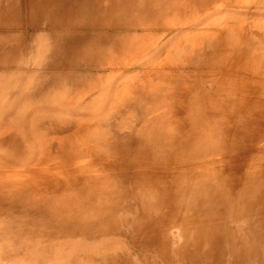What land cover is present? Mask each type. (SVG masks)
Returning <instances> with one entry per match:
<instances>
[{"label": "rangeland", "instance_id": "obj_1", "mask_svg": "<svg viewBox=\"0 0 264 264\" xmlns=\"http://www.w3.org/2000/svg\"><path fill=\"white\" fill-rule=\"evenodd\" d=\"M41 2L0 0V264H264V0Z\"/></svg>", "mask_w": 264, "mask_h": 264}, {"label": "bare ground", "instance_id": "obj_2", "mask_svg": "<svg viewBox=\"0 0 264 264\" xmlns=\"http://www.w3.org/2000/svg\"><path fill=\"white\" fill-rule=\"evenodd\" d=\"M27 1V0H26ZM41 1V0H40ZM86 1V4L88 5V6H90V4H88V2H89V0H50V2H48V3H46V4H42V2L41 3H38L37 5H35L36 6V10H35V12L32 14L33 16H35V17H38V16H42V19H44L45 20V22H46V24H47V27L48 26H53V27H59V28H64V29H68L71 25H72V21H76V20H80V21H83V23H86L87 24V21H88V19H89V14L88 13H86V12H84V11H86V5L84 4V2ZM126 1H130V0H126ZM194 1V0H193ZM31 2V1H30ZM176 2V1H175ZM182 2V1H181ZM180 2V3H181ZM134 3V2H133ZM140 3V2H139ZM143 3V2H142ZM148 3V2H147ZM157 3V2H156ZM160 3V2H159ZM187 3H189V2H187ZM116 4V3H115ZM144 4V3H143ZM161 4V3H160ZM174 4V3H173ZM6 5V4H5ZM123 5V4H122ZM131 5V4H130ZM168 5V4H167ZM177 6H179L178 4H176ZM175 5V6H176ZM211 5V4H210ZM33 6V5H32ZM85 6V8L86 9H83V7ZM111 6V5H110ZM125 6H126V4H125ZM169 6V5H168ZM193 6H194V4H193ZM206 6V5H205ZM25 7V6H24ZM132 7V6H131ZM139 7H140V5H139ZM158 7H161V6H158ZM164 7H166V6H164ZM208 8H209V4H208ZM48 9H50L49 11H48ZM103 9V8H102ZM29 10V9H28ZM84 10V11H83ZM125 10V9H124ZM144 10V9H143ZM81 11H83V12H81ZM117 11V10H116ZM126 11V10H125ZM145 11V10H144ZM172 11V10H171ZM25 12V11H24ZM101 12V11H100ZM108 12H109V10H108ZM160 12V11H159ZM170 12V11H169ZM118 13V12H117ZM132 13V12H131ZM161 13V12H160ZM25 14H27V15H31L30 13H25ZM123 13H121L120 15H122ZM11 16V15H10ZM114 16V15H113ZM116 16V15H115ZM36 18H31V19H29L28 21V26L29 25H32V22L35 20ZM12 20V19H11ZM7 21V20H6ZM23 21V20H22ZM91 21V20H90ZM100 21V20H99ZM109 21V20H108ZM108 21H107V24H108ZM40 22V21H39ZM105 22H106V20H105ZM139 22V21H138ZM1 23V22H0ZM8 23V22H7ZM14 23V22H13ZM95 23V22H94ZM93 23V24H94ZM16 24H17V22H16ZM35 24H37V23H35ZM89 24V23H88ZM141 24V23H140ZM161 24V23H160ZM22 25V24H21ZM20 26V25H19ZM82 26V25H81ZM154 26V25H153ZM165 26H167L166 24H165ZM20 28V27H19ZM138 28V27H137ZM3 29V28H2ZM15 29V28H14ZM124 29V28H123ZM61 30V29H60ZM93 30V29H92ZM110 30V29H109ZM136 30V29H135ZM162 30V29H161ZM3 32H4V30H3ZM9 32V31H8ZM7 32V33H8ZM149 32V31H148ZM164 32V31H163ZM202 32V31H201ZM19 33V32H18ZM127 33V32H126ZM133 33V32H132ZM135 33V32H134ZM138 33V32H137ZM147 33V32H146ZM4 34H5V32H4ZM2 35V34H1ZM37 36V35H36ZM201 37V36H200ZM200 37H199V39H200ZM62 38V37H61ZM111 38V37H110ZM64 39V38H63ZM106 40V39H105ZM105 40H104V42H105ZM87 42V41H86ZM62 43V42H61ZM88 43H90V42H88ZM122 44V43H121ZM199 44V43H198ZM72 45V44H71ZM94 45V44H93ZM123 45V44H122ZM73 46H75V45H73ZM147 46V45H146ZM122 48V47H121ZM37 49V48H36ZM130 50H132V49H130ZM76 53H78V52H76ZM85 54V53H84ZM92 54V53H91ZM80 56V55H79ZM78 56V57H79ZM219 56V55H218ZM73 57V56H72ZM77 57V58H78ZM224 57V56H223ZM76 58V57H75ZM212 58V57H211ZM79 59V58H78ZM114 59V58H113ZM85 61H86V59H84ZM191 61V60H190ZM114 63H116V62H114ZM224 63V62H223ZM209 64V63H208ZM105 65V64H104ZM220 66V65H219ZM106 69V68H105ZM241 69V68H240ZM239 72H240V70H239ZM108 74V73H107ZM106 76V75H105ZM107 78V77H106ZM238 82H240V81H238ZM227 84H229V83H227ZM236 87V86H235ZM121 88V87H120ZM125 89V88H124ZM127 89V88H126ZM234 90V89H233ZM239 90V89H238ZM118 91H120V90H118ZM127 91H128V89H127ZM240 91V90H239ZM240 93V92H239ZM244 93V92H243ZM233 94V93H232ZM240 100V99H239ZM245 100H246V98H245ZM219 101V100H218ZM229 101V100H228ZM244 104V103H243ZM258 113V112H257ZM225 115V114H224ZM240 116V115H239ZM251 117V116H250ZM257 121V120H256ZM198 125V124H197ZM224 126V125H223ZM240 126V125H239ZM243 126V125H242ZM224 129V128H223ZM219 133V132H218ZM222 133V132H221ZM225 133V132H224ZM169 134V133H168ZM228 134H230V133H228ZM213 135V134H212ZM220 135V134H219ZM220 137H221V135H220ZM192 141H193V139H192ZM229 141V140H228ZM234 141V140H233ZM201 142V141H200ZM204 148V147H203ZM163 150V149H162ZM241 153V152H240ZM133 158V157H132ZM163 160V159H162ZM219 167V166H218ZM161 169V168H160ZM230 169V168H229ZM226 171V170H225ZM224 172V171H223ZM228 172H229V170H228ZM262 172V171H261ZM126 173V172H125ZM154 173H156V172H154ZM158 173V172H157ZM232 173H234V172H232ZM166 174V173H165ZM192 174V173H191ZM230 174V173H229ZM244 174V173H243ZM218 175V174H217ZM263 175V174H262ZM245 176V175H244ZM214 177V176H213ZM228 177V176H227ZM212 178V177H211ZM204 179V178H203ZM215 180H216V178H215ZM161 181V180H160ZM246 181V180H245ZM207 182H208V180H207ZM206 182V183H207ZM263 182V181H262ZM156 183V182H155ZM228 183V182H227ZM189 184V183H188ZM213 184V183H212ZM187 185V184H186ZM217 185V184H216ZM226 185V184H225ZM230 185V184H229ZM165 186V185H164ZM163 185H162V187H164ZM240 186H241V184H240ZM256 186V185H255ZM150 187V186H149ZM208 187V186H207ZM231 188H232V186H230ZM248 187V186H247ZM257 187V186H256ZM148 188V187H147ZM152 188H154V187H152ZM186 188H188L187 186H186ZM181 189V188H180ZM230 189V188H229ZM251 189V188H250ZM261 189V188H260ZM151 190V189H150ZM164 190V189H163ZM238 190V189H237ZM245 190V189H244ZM247 190V189H246ZM246 190H245V192H246ZM147 190H145V192H146ZM161 191V190H160ZM252 192H253V189H252ZM251 192V193H252ZM147 193H148V191H147ZM183 193V192H182ZM227 193V192H226ZM239 193H240V190H239ZM259 193V192H258ZM143 194H144V192H143ZM151 194V193H150ZM218 194V193H217ZM215 195V194H214ZM213 195V196H214ZM222 195V194H221ZM147 196V195H146ZM170 196V195H169ZM168 196V197H169ZM238 196V195H237ZM247 196H248V194H247ZM251 196V195H250ZM101 197V196H100ZM202 197V196H201ZM204 197V196H203ZM230 197V196H229ZM245 197H246V195H245ZM161 198V197H160ZM172 198V197H171ZM176 198H177V195H176ZM180 197H178L177 199H179ZM199 198H200V196H199ZM224 198V197H223ZM250 198V197H249ZM252 198V197H251ZM143 199H144V197H143ZM145 199L147 200V198L145 197ZM153 199H155L154 197H153ZM158 199H159V196H158ZM198 199V198H197ZM208 199L209 198H207V197H205V199L203 200H201L200 199V201L199 202H197V203H206L207 201H208ZM229 199V198H228ZM173 200V199H172ZM211 200V199H210ZM209 200V201H210ZM243 200V199H242ZM158 201V200H157ZM181 201V200H180ZM149 202H151V201H149ZM165 202H166V200H165ZM212 202V201H211ZM220 202V201H219ZM236 202H237V199H236ZM239 202V201H238ZM163 203V202H162ZM182 203V202H181ZM196 203V204H197ZM241 203V202H240ZM239 203V204H240ZM67 204V203H66ZM144 204H145V202H144ZM155 204V203H154ZM172 204V203H171ZM151 205H153V204H151ZM161 205V204H160ZM164 205V204H163ZM176 206V205H175ZM181 206V205H180ZM201 206V205H200ZM210 206V205H209ZM227 206H228V204H227ZM233 206V205H232ZM238 206V205H237ZM248 206V205H247ZM146 207V206H145ZM144 207V208H145ZM154 207V206H153ZM179 207V206H178ZM190 207H192V206H190ZM149 208H151V207H149ZM189 208V207H188ZM196 208H197V206H196ZM147 209H148V207H147ZM203 209V208H202ZM231 209V208H230ZM155 210V209H154ZM157 210H159V209H157ZM182 210V209H181ZM193 210V209H192ZM150 212V211H149ZM178 212V211H177ZM209 212V211H208ZM198 213V212H197ZM210 213V212H209ZM214 213V212H213ZM157 214V213H156ZM165 214V213H164ZM211 214V213H210ZM145 215H147V214H145ZM258 215V214H257ZM148 216H150V215H148ZM139 218V217H138ZM141 218V217H140ZM149 218V217H148ZM181 218V217H180ZM228 218V217H227ZM158 219V218H157ZM178 219V218H177ZM259 219V218H258ZM246 220V219H245ZM240 222V221H239ZM242 225H243V223H242ZM162 226V225H161ZM200 226V225H199ZM179 227H181L180 225H179ZM235 227V226H234ZM241 228V227H240ZM188 229V228H187ZM161 230V229H160ZM159 230V231H160ZM199 230V229H198ZM201 230V229H200ZM180 231V230H179ZM189 231V230H188ZM202 231V230H201ZM200 231V232H201ZM167 232V231H166ZM192 232V231H191ZM194 232V231H193ZM198 232V231H197ZM165 233V232H164ZM188 233V232H187ZM237 233V232H236ZM99 234V233H98ZM168 234V233H167ZM234 234V233H233ZM158 235V234H157ZM163 235V234H162ZM177 236V235H176ZM187 237V236H186ZM203 237H205V236H203ZM184 238V237H183ZM200 239V238H199ZM208 239V238H207ZM216 239V238H215ZM244 239V238H243ZM141 240V239H140ZM210 240V239H209ZM145 241V240H144ZM180 240H178V242H179ZM218 241V240H217ZM246 241V240H245ZM195 242V241H194ZM208 242V241H207ZM141 243V242H140ZM145 243V242H144ZM142 244V243H141ZM154 244V243H153ZM162 244V243H161ZM171 244V243H170ZM198 244H199V241H198ZM226 244V243H225ZM176 245V244H175ZM208 245V244H207ZM189 246V245H188ZM193 246V245H192ZM247 246V245H246ZM147 247V246H146ZM156 247V246H155ZM159 248V247H158ZM201 248V247H200ZM159 250V249H158ZM162 250V249H161ZM186 251V250H185ZM157 252V251H156ZM163 252V251H162ZM160 254V253H159ZM173 254H171V256H172ZM124 256V255H123ZM175 256V255H174ZM246 257V256H245ZM176 259V258H175ZM158 260V259H157ZM163 260V259H162ZM157 262V261H156ZM168 264H170V263H168Z\"/></svg>", "mask_w": 264, "mask_h": 264}]
</instances>
